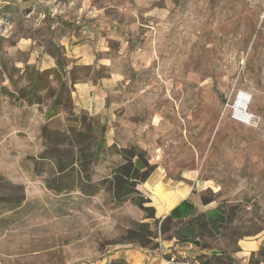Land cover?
<instances>
[{
  "label": "rangeland",
  "instance_id": "rangeland-1",
  "mask_svg": "<svg viewBox=\"0 0 264 264\" xmlns=\"http://www.w3.org/2000/svg\"><path fill=\"white\" fill-rule=\"evenodd\" d=\"M81 30L112 34L95 65L60 44ZM90 79L110 82L92 111L76 91ZM84 123L95 137L78 141ZM125 156L224 213L202 244L264 233V0H0V264H93L139 245L127 231L147 222L136 202L150 193L114 196Z\"/></svg>",
  "mask_w": 264,
  "mask_h": 264
},
{
  "label": "crops",
  "instance_id": "crops-1",
  "mask_svg": "<svg viewBox=\"0 0 264 264\" xmlns=\"http://www.w3.org/2000/svg\"><path fill=\"white\" fill-rule=\"evenodd\" d=\"M135 1L138 5H141L144 0ZM76 35L69 33L68 36L63 37L60 41V44L65 47L68 54L78 59L76 64L95 65L98 45L104 44L105 47L102 49L104 53L110 48L112 34L101 38L97 44L95 33L81 30ZM36 50L38 51L37 54L41 53L43 61L51 57L44 50V47L40 46ZM50 60L52 61L41 67L42 70L56 67L55 59L51 57ZM102 65L105 64L102 63ZM79 84V87L76 86V91L77 94L83 96L81 103L83 108L92 111L94 106L105 104V86L110 85V82L107 84L102 81L104 86L101 88H96V83L93 79ZM185 180L167 179L164 170L156 169L143 182L147 185L150 193L148 194L149 206H153L156 212L164 208L163 211L167 215L173 214L175 220L188 221L201 214L215 216L216 213H208V210L214 206H209L210 202L206 205L202 199L200 201L199 197L194 196L195 186L186 183ZM153 189H155V193ZM146 219L150 223L153 221V219ZM215 235L222 237L221 234ZM199 238L197 237L199 242L182 241L176 235L170 234L167 238L161 237L158 239L159 246L154 249L137 244H127L121 246L107 258L98 260L93 264H111L113 261H117V264H204L208 260L210 262L207 264H264V233L233 237L227 240L228 245L222 249L211 248L202 244V240ZM224 238L227 239L228 237Z\"/></svg>",
  "mask_w": 264,
  "mask_h": 264
},
{
  "label": "trees",
  "instance_id": "trees-1",
  "mask_svg": "<svg viewBox=\"0 0 264 264\" xmlns=\"http://www.w3.org/2000/svg\"><path fill=\"white\" fill-rule=\"evenodd\" d=\"M61 56V52L58 54ZM58 67L60 70L63 69V64L61 63V58H58ZM47 72V71H46ZM51 72V71H48ZM42 74V73H41ZM40 74V76H41ZM38 86V82L35 84V87ZM44 87L49 88V84H44ZM86 126V132H76V139L79 141L83 140L87 136H94V132L92 127L89 124L84 123ZM71 138V137H70ZM99 145V142H98ZM128 161L124 166H122L115 174L112 189L114 196L122 201L125 200L132 192L135 190L134 187L141 182H145L152 171L150 169H146L145 165L141 164L140 161L137 162V165H133L131 162L132 158L129 156H125ZM67 166L64 164H60V171H65ZM23 197L21 199L10 200L8 203L14 207H19L23 203ZM210 199H204L203 202L205 204L209 203ZM145 201L138 200L136 204L145 211L146 218L153 219V223L155 224V228H153L150 222H136L135 228H129L128 239H130L134 243H138L140 246L149 247V248H157L159 246L158 237L159 235L165 234H174L178 239L182 241H195L197 237H200L205 231L209 234H221V230L223 229V225L225 223L224 213L217 210V214L215 216H209L206 214H201L191 218L188 221L175 220L173 214L167 215L162 208L159 212H156L153 206L145 205ZM158 224L160 226L158 227ZM200 239V238H199ZM210 260L205 262L204 264L209 263Z\"/></svg>",
  "mask_w": 264,
  "mask_h": 264
},
{
  "label": "bare ground",
  "instance_id": "bare-ground-1",
  "mask_svg": "<svg viewBox=\"0 0 264 264\" xmlns=\"http://www.w3.org/2000/svg\"><path fill=\"white\" fill-rule=\"evenodd\" d=\"M248 104H249V96L246 92H240L237 97V102L235 105V112L237 118L242 121H248L250 116L248 114Z\"/></svg>",
  "mask_w": 264,
  "mask_h": 264
}]
</instances>
